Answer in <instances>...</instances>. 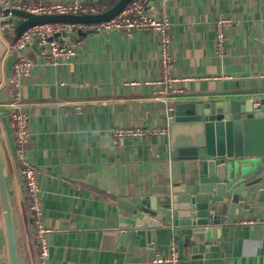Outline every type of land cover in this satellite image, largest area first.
I'll list each match as a JSON object with an SVG mask.
<instances>
[{"label": "crops", "instance_id": "obj_1", "mask_svg": "<svg viewBox=\"0 0 264 264\" xmlns=\"http://www.w3.org/2000/svg\"><path fill=\"white\" fill-rule=\"evenodd\" d=\"M146 12L171 23L172 74L182 93L155 94L160 47L152 30L90 33L76 42L74 57L57 66L45 63L37 49L28 51L36 64L22 79L30 132L25 153L38 170L42 222L49 229L44 264H168L152 260L167 259L174 240L177 264H264V199L245 200L249 208L240 209L241 219L223 231V249L196 259L170 230L156 233L152 248L143 249L128 240L120 244L118 230L108 226L122 200L158 194L182 172L169 148L167 120L174 102L201 97L255 102L264 94V0H148ZM219 12L232 21L224 57L214 50ZM0 43V137L15 194L21 262L38 264L6 116L13 58L4 56ZM115 128L158 133L116 141Z\"/></svg>", "mask_w": 264, "mask_h": 264}, {"label": "water", "instance_id": "obj_2", "mask_svg": "<svg viewBox=\"0 0 264 264\" xmlns=\"http://www.w3.org/2000/svg\"><path fill=\"white\" fill-rule=\"evenodd\" d=\"M130 1L119 0L93 15H35L14 8L5 12L23 19L15 30L19 35L43 22L102 23ZM95 32L78 29L54 37L75 44ZM32 48L36 49V42ZM167 122L170 156L180 162L182 172L158 194L122 200L108 226L118 230L120 244L128 240L143 249L152 248L156 233L170 230L194 259L201 258L223 249L227 241L226 237L221 239L223 231L241 219L240 209L249 208L245 200L264 199V94L255 102L210 97L176 101ZM16 217L9 163L0 137V225L5 264H22Z\"/></svg>", "mask_w": 264, "mask_h": 264}, {"label": "built area", "instance_id": "obj_3", "mask_svg": "<svg viewBox=\"0 0 264 264\" xmlns=\"http://www.w3.org/2000/svg\"><path fill=\"white\" fill-rule=\"evenodd\" d=\"M148 0H131L115 17L108 21L97 24H77L68 22H43L31 25L24 29L19 35L15 33L18 17L6 9L23 10L35 15H93L105 11L95 5L80 0L70 2H42V1H14L0 0V38L14 34L12 39L5 42L6 57H12L11 71L7 77L8 105L7 118L12 131L15 144V158L18 163V175L23 183L25 207L28 212L33 241L37 252V263L44 264L49 258L47 229L42 222L41 193L37 182V167L31 163L26 156L25 148L29 142L30 132L28 130V117L22 108L23 93L22 79L31 74L36 62L28 55L32 44L36 42L38 56L44 62L53 66L70 61L75 55V44L60 41L55 34L72 32L78 29L117 30L130 34L136 30H152L159 38L160 76L152 84L156 86L155 94L168 96L182 93V89L176 87L177 78L172 74L173 59L171 54V23L165 18H156L146 12ZM232 26L230 18L223 13H217L214 19V50L215 53L224 57L227 52L228 31ZM256 107L258 103L254 104ZM158 131L151 128H115L113 131L116 141L123 137L145 138L156 134ZM179 253L175 241L170 243V252L167 259L156 255L153 263L167 261L168 264H177Z\"/></svg>", "mask_w": 264, "mask_h": 264}, {"label": "trees", "instance_id": "obj_4", "mask_svg": "<svg viewBox=\"0 0 264 264\" xmlns=\"http://www.w3.org/2000/svg\"><path fill=\"white\" fill-rule=\"evenodd\" d=\"M119 0H103L100 3H88L89 5H95L98 6L100 8H105L109 9L110 7H112L115 3H117ZM15 34V33H14ZM12 37L11 36H6V41L11 40ZM0 47H1V43H0ZM1 51V50H0ZM30 221V220H29ZM0 231H1V227H0ZM0 256L3 257V253L0 251ZM3 262V263H2ZM0 264H5L3 259H0Z\"/></svg>", "mask_w": 264, "mask_h": 264}, {"label": "rangeland", "instance_id": "obj_5", "mask_svg": "<svg viewBox=\"0 0 264 264\" xmlns=\"http://www.w3.org/2000/svg\"><path fill=\"white\" fill-rule=\"evenodd\" d=\"M165 19H167V18H165ZM23 21V19H21V18H18L17 19V22H16V27H15V30H16V28H17V26L21 23ZM214 23V22H213ZM157 34V33H156ZM157 38H158V36H157ZM158 40H159V38H158ZM0 42H3V44L5 43L4 41H3V39H1L0 38ZM5 51H6V46H5V48H4V55H5ZM171 54H172V49H171ZM172 59H173V55H172ZM211 98V97H210ZM212 98H214V97H212ZM24 101V100H23ZM23 106H24V102H23V104H22V108H23ZM11 133H12V131H11ZM9 151V150H8ZM23 205H24V207H25V199H24V197H23ZM0 227H1V225H0ZM48 229V228H47ZM2 245H3V239H2V234H1V231H0V251L2 252ZM0 259H3V257L2 256H0ZM3 263V262H2Z\"/></svg>", "mask_w": 264, "mask_h": 264}]
</instances>
